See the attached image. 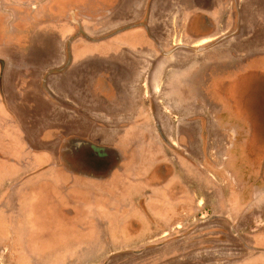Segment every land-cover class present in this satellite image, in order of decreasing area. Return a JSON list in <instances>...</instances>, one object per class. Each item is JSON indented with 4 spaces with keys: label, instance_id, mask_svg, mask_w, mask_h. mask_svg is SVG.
<instances>
[{
    "label": "crops",
    "instance_id": "0c3cea01",
    "mask_svg": "<svg viewBox=\"0 0 264 264\" xmlns=\"http://www.w3.org/2000/svg\"><path fill=\"white\" fill-rule=\"evenodd\" d=\"M244 73L264 0H0V264H264Z\"/></svg>",
    "mask_w": 264,
    "mask_h": 264
},
{
    "label": "flooded vegetation",
    "instance_id": "af4514ba",
    "mask_svg": "<svg viewBox=\"0 0 264 264\" xmlns=\"http://www.w3.org/2000/svg\"><path fill=\"white\" fill-rule=\"evenodd\" d=\"M76 35L78 37V31H77ZM260 74L261 73H259V74L256 73L255 75H252V76L247 75L249 79L255 78L257 81L256 86H258V90H257V95H256L257 98H256L255 105H253L252 107H248V108L243 109L238 104V100H239L238 97L233 95L231 97V99H233V102H224L223 104H221V106H223V108L228 111V112H225L224 114H221V116H222V120H225L228 122H233V120H238V121L241 120L245 124H247L250 121H253L257 124H260L259 132H260V134H262V138H260V140H262V139L264 140V134H263V128H262L263 127L262 123H264V89H261V86H260V83L264 82V79L262 77L260 79H258V76H261ZM262 75L264 76L263 73H262ZM241 77H244V75L240 76L239 78H241ZM236 86H237L236 84H234V85L230 84V87H228V90L230 92H232L231 90H234V88H236ZM233 93H236V92H233ZM200 98L202 99V96H200ZM214 107L217 108L218 105H215L212 108L215 109ZM234 109H235V111H234ZM230 110H233L234 112H232ZM234 147H235L234 145L230 146V152L229 153H231V152L234 153ZM238 147H240V146H238ZM260 147H262L261 149L264 150V144L260 145ZM255 149H256V147H255ZM77 155H78V153H77ZM232 162H234V161L232 160ZM258 163L264 164V162H258ZM76 164H78V163L76 162Z\"/></svg>",
    "mask_w": 264,
    "mask_h": 264
},
{
    "label": "rangeland",
    "instance_id": "374dc122",
    "mask_svg": "<svg viewBox=\"0 0 264 264\" xmlns=\"http://www.w3.org/2000/svg\"><path fill=\"white\" fill-rule=\"evenodd\" d=\"M214 73L213 71H211V74ZM244 77L241 78H237V79H231L227 81V86L226 87H222L221 89L217 88V81H215L214 79H210L208 78V81L205 83V85L202 87L204 89H206V91H212L214 90L215 93H219V90H221L222 93H224V91L230 87V84H236V88H234V90H231L232 92H236L233 93L234 96L238 97V104L241 108L245 109L248 107H252L253 105H255L256 102V98H257V90H258V86H256L257 81L256 79H249L248 76L246 75V73L243 74ZM242 75V76H243ZM246 75V76H245ZM261 76H258V79H260L261 77L264 79V76L262 75V73L260 74ZM260 82V81H259ZM264 82L260 83L261 89H264ZM193 85V84H192ZM263 91V90H262ZM213 94V93H212ZM214 98V97H213ZM215 99V98H214ZM254 179V178H253ZM261 179V178H259ZM264 179V178H262ZM261 179V182L264 183V180ZM250 183L249 179L248 182ZM260 202H262L264 204V196H261ZM260 206V208H254V212L253 215L250 217H254L256 218L257 216H263L264 213H261V209H262V205H258ZM264 209V208H263ZM103 244H100L97 248H96V254H99V249H101V247H103ZM122 248V247H121ZM120 249L118 248V245H115V250L117 252V250ZM119 254V253H117ZM122 257H129L130 259H132L131 256H129L128 254H124L121 256H118L117 258L120 260L122 259Z\"/></svg>",
    "mask_w": 264,
    "mask_h": 264
}]
</instances>
